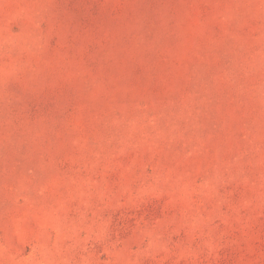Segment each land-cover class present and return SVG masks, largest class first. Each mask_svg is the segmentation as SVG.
<instances>
[{
    "label": "rangeland",
    "instance_id": "obj_1",
    "mask_svg": "<svg viewBox=\"0 0 264 264\" xmlns=\"http://www.w3.org/2000/svg\"><path fill=\"white\" fill-rule=\"evenodd\" d=\"M0 264H264V0H0Z\"/></svg>",
    "mask_w": 264,
    "mask_h": 264
}]
</instances>
